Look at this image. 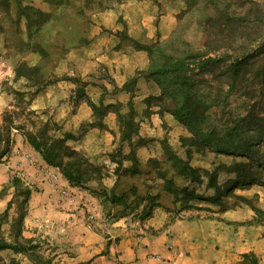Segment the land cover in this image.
Listing matches in <instances>:
<instances>
[{
	"label": "rangeland",
	"instance_id": "obj_1",
	"mask_svg": "<svg viewBox=\"0 0 264 264\" xmlns=\"http://www.w3.org/2000/svg\"><path fill=\"white\" fill-rule=\"evenodd\" d=\"M134 42L159 44L174 54L208 50L213 57L227 52L250 58L246 81L235 84L232 90L216 63L212 73L198 77L199 92L212 104L205 113L204 127L219 129L245 109L264 117V79L260 76V61L264 59V0H0V133L8 137L5 143L0 141V214L9 205L7 214L0 218V238L6 242H12L19 227L21 237L31 238L38 245L36 252L41 257L50 258L52 264H73L71 258L78 252L77 240L83 233L74 227L98 231L110 241H117L122 235L138 237L165 230L163 234L169 241L173 238L169 226L195 215L199 216L197 220H216V252L226 250L223 246L228 237L244 239L249 228L264 237V215L255 212H264V145L251 156L213 151L191 155L190 164L214 172L216 190L220 194L228 191V195L220 197L219 205L199 198L190 199L189 203L216 212L168 211L172 196L162 192L156 208L168 212V217L158 229H151L143 225L148 218L139 220L135 211L119 216L120 212L116 208L110 210L97 194L99 188L110 191L112 187L122 189L136 182L142 183L144 191L148 159L159 158L167 145L181 155L180 139L190 136L171 114L159 111L155 101H146L148 96H157L160 88L147 76L148 53L137 49ZM78 87L92 103L119 104L116 109L121 113L130 102L138 126L151 114L158 116L155 122H149L153 130L148 137L138 134L140 139L134 138L136 168L140 172L137 176L122 172V168L131 165L129 161H123L117 171L116 164L109 161L108 154L120 145L115 113L110 111L100 120L94 119L87 102L74 97ZM76 116L90 118L79 120ZM9 120L13 127L10 130ZM30 120L36 125L48 122L51 130L59 126V130L49 133L56 137H61L60 130L73 132L77 139L68 143L92 164L102 166L99 182L74 186L56 167L48 165L44 168L50 172L54 169L60 178L54 180L53 198L51 190L46 200L37 201L43 191L41 185L28 183L20 175L29 156L26 148L30 146L22 131L14 128L18 124L29 128ZM90 122L96 125L89 128ZM90 130L95 133L86 139ZM125 144L120 154L127 152ZM140 149L145 150L147 158L138 157ZM238 174L248 177L235 182ZM12 176H17L21 185L14 187ZM201 176V183H192L189 188L194 189L193 195L213 197L214 187H207L206 175ZM24 186L31 190L26 201L21 195ZM38 206H49L48 213H39ZM223 207L226 209L222 211ZM240 254L236 253L235 264ZM155 255L160 264V255ZM257 258L259 264H264ZM10 259L34 264L30 253L0 251V264H9Z\"/></svg>",
	"mask_w": 264,
	"mask_h": 264
},
{
	"label": "trees",
	"instance_id": "obj_2",
	"mask_svg": "<svg viewBox=\"0 0 264 264\" xmlns=\"http://www.w3.org/2000/svg\"><path fill=\"white\" fill-rule=\"evenodd\" d=\"M121 0H116V2ZM136 44L137 49L144 50L150 58V66L147 76L159 85L160 93L157 96H148L146 101L153 100L155 105L162 111L171 114L178 122L182 123L188 130L190 136L180 139L182 154H178L168 145L164 147L163 153L159 158L148 159L146 166V177H143L145 190L141 188V182L132 183L125 188L118 189L112 187L110 191L99 188L97 194L102 198L105 205L110 210L114 208L120 212L119 216L127 215V211L134 212L139 220L149 218L155 207L159 206V196L166 192L172 196L171 205L168 211L179 214L183 210L195 209L196 211L216 212L212 208L204 206H195L189 203L190 199L199 198L212 205H219L220 197L227 196L228 191L220 194L214 184V172H206L200 168L193 167L189 160L194 152L203 153L213 151L235 156L254 155L257 150L264 145V117L257 116L252 110L245 109L242 115L233 118L231 121L221 124V128L204 127L206 124L205 113L212 106L205 94L199 92V76L201 74L212 73L213 66H220V74L226 78L229 89L240 81H246L248 64L250 58L240 54L223 53L220 56H212L208 50L197 52L182 50L178 54L165 51L159 44L141 45ZM264 45V44H263ZM223 63V68H222ZM260 76L264 79V59L260 61ZM125 83L123 84V86ZM122 86V87H123ZM126 86V85H125ZM74 97L84 99L91 108L94 119L100 120L108 112H114L118 121L120 131V145L117 149L108 154L109 161L116 164L115 171L122 167L123 161H129L131 165L122 168V172H128L132 177L140 172L136 168L138 158L134 153V138L138 137L139 124L135 120V113L130 102L127 103V109L123 113L116 108L119 104L108 103L103 105L90 102L83 94L80 87L74 90ZM114 110H109V109ZM7 129L12 127V120H9ZM55 125V123H53ZM89 128L96 125L94 122L87 124ZM99 125V124H98ZM207 125V124H206ZM16 130H21L25 141L34 149L49 166L56 167L63 178L74 186L87 187L89 181L99 182L101 178V165L92 164L88 158L74 145L68 141H75L77 137L70 131L60 130L61 137L50 133L49 123L45 122L36 125L30 120V127L24 124L14 126ZM59 126H54L51 131L59 130ZM82 134V133H81ZM0 141L6 142L8 137L2 136ZM128 147L126 153L120 154L122 144ZM120 156L116 159V156ZM156 171V172H155ZM204 173L206 176V186L214 187V196L204 198L193 195L194 189L189 188L192 183H201ZM247 174H238L237 180L245 181ZM12 185L16 187L21 185V180L17 176H12ZM147 182H150L148 184ZM30 187L24 186L21 195L26 201L30 196ZM177 203L180 205L177 207ZM9 205H7L0 218L7 214ZM226 208L223 207L222 211ZM256 213L264 215V212L255 210ZM199 216H190L186 219H198ZM206 218H214L207 216ZM259 220L253 222L257 223ZM247 223H250L248 221ZM15 238L12 242H6L0 238V251L9 250L13 253H30L34 264H52L50 258H43L37 252L38 245L33 243L31 238L20 236L19 227L16 230ZM9 264H19L14 259L9 260ZM238 264H259L257 256L249 251L240 254Z\"/></svg>",
	"mask_w": 264,
	"mask_h": 264
},
{
	"label": "crops",
	"instance_id": "obj_3",
	"mask_svg": "<svg viewBox=\"0 0 264 264\" xmlns=\"http://www.w3.org/2000/svg\"><path fill=\"white\" fill-rule=\"evenodd\" d=\"M153 115L156 114H151L145 123L141 122L138 128L141 137H148L153 130L149 122H155L158 117ZM76 118L82 120L90 116H76ZM92 131L95 130H90L85 136L86 139L95 133ZM26 149L29 156L24 171L20 173L21 177L28 183L41 185L43 191L38 194L37 201L46 200L51 190L53 192L51 198H53L54 180L60 178L58 173L54 169L50 172L49 169L44 168L48 165L34 149L31 147ZM137 155L140 158L148 157L145 156L144 149H140ZM52 208L54 210L53 206ZM39 210H41L39 213L46 215L49 206L46 208L38 206ZM152 213L143 225L146 228L158 229L167 220L168 212L155 207ZM57 215L60 217L59 211ZM77 229L83 233L77 240L78 252L70 257L73 264H157V259L153 257L156 256L155 254L160 255V264H235L236 253L249 251L264 260V237L255 228L245 230L244 239L228 237V242L223 246L226 250L216 252V220L210 219L174 221L169 226L173 234V238L169 241L166 234H163L165 230L155 235L145 232L138 237L122 235L119 240L110 241L98 231L74 227V230Z\"/></svg>",
	"mask_w": 264,
	"mask_h": 264
}]
</instances>
